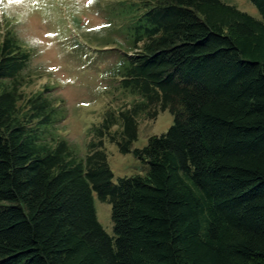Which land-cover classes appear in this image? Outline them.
Wrapping results in <instances>:
<instances>
[{"label": "trees", "instance_id": "obj_1", "mask_svg": "<svg viewBox=\"0 0 264 264\" xmlns=\"http://www.w3.org/2000/svg\"><path fill=\"white\" fill-rule=\"evenodd\" d=\"M250 1L260 18L222 0L130 6L114 78L138 101L104 113L84 157L58 132L64 108L24 96L30 53L4 33L0 264H264V0ZM162 111L170 128L133 148L138 117ZM106 138L146 174L114 182Z\"/></svg>", "mask_w": 264, "mask_h": 264}, {"label": "rangeland", "instance_id": "obj_2", "mask_svg": "<svg viewBox=\"0 0 264 264\" xmlns=\"http://www.w3.org/2000/svg\"><path fill=\"white\" fill-rule=\"evenodd\" d=\"M143 1L29 0L28 6L21 9L22 17L0 14V42L9 30L30 53L24 72L28 82L24 96L44 92L64 108L58 132L82 157L93 139L91 129L101 122L104 113H116L138 101V97L118 87L114 72L122 52L128 49L123 32L129 20L126 11ZM222 1L261 17L250 0ZM173 121L169 111L159 112L154 119L140 115L133 148L146 146L149 137L165 133ZM104 148L114 182L148 171L147 165L132 153H120L109 138L104 139ZM95 207L99 222L112 235L111 205L95 195Z\"/></svg>", "mask_w": 264, "mask_h": 264}, {"label": "clouds", "instance_id": "obj_3", "mask_svg": "<svg viewBox=\"0 0 264 264\" xmlns=\"http://www.w3.org/2000/svg\"><path fill=\"white\" fill-rule=\"evenodd\" d=\"M29 0H0V14L7 15L11 18L13 15L22 17L24 12L21 11L22 8L28 6Z\"/></svg>", "mask_w": 264, "mask_h": 264}, {"label": "snow or ice", "instance_id": "obj_4", "mask_svg": "<svg viewBox=\"0 0 264 264\" xmlns=\"http://www.w3.org/2000/svg\"><path fill=\"white\" fill-rule=\"evenodd\" d=\"M88 2H89V3H91V2H92V0H88Z\"/></svg>", "mask_w": 264, "mask_h": 264}]
</instances>
